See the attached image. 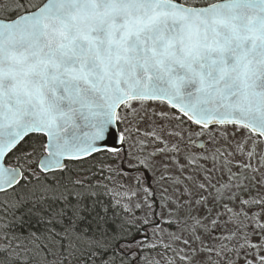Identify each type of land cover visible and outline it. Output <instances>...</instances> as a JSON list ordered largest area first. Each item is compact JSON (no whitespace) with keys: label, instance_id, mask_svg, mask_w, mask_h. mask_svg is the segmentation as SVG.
<instances>
[{"label":"snow or ice","instance_id":"obj_1","mask_svg":"<svg viewBox=\"0 0 264 264\" xmlns=\"http://www.w3.org/2000/svg\"><path fill=\"white\" fill-rule=\"evenodd\" d=\"M0 264H264V0H0Z\"/></svg>","mask_w":264,"mask_h":264}]
</instances>
